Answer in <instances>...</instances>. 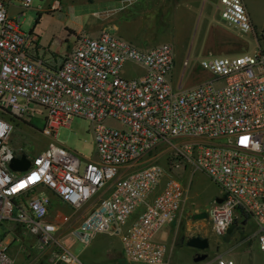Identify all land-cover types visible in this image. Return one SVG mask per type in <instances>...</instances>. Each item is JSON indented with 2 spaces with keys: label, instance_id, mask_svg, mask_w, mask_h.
I'll use <instances>...</instances> for the list:
<instances>
[{
  "label": "built area",
  "instance_id": "built-area-1",
  "mask_svg": "<svg viewBox=\"0 0 264 264\" xmlns=\"http://www.w3.org/2000/svg\"><path fill=\"white\" fill-rule=\"evenodd\" d=\"M18 1L13 18L0 0V264H28L19 252L31 264H85L63 239L88 246L99 233L119 235L131 263L169 264L158 235L190 205L180 178L158 163L140 165L160 145L170 146V170L191 165L223 191L206 210L213 231L244 229L251 219L264 252V50L203 58L213 77L185 87L184 73L174 80L171 43L141 48L103 29L80 33L54 67L39 54V35L21 29L34 0ZM60 8L55 0L51 9ZM219 9L232 26L254 31L243 0H219ZM35 116L47 147L26 154L27 170H12L23 154L11 145L16 123ZM75 116L93 123L96 160L83 162L56 139ZM216 262L236 264L222 254Z\"/></svg>",
  "mask_w": 264,
  "mask_h": 264
},
{
  "label": "rangeland",
  "instance_id": "rangeland-1",
  "mask_svg": "<svg viewBox=\"0 0 264 264\" xmlns=\"http://www.w3.org/2000/svg\"><path fill=\"white\" fill-rule=\"evenodd\" d=\"M54 1L34 0L30 8L23 9L25 14L21 16V29L39 34L49 48L43 49L41 56L45 58H65L75 48L80 33L92 35L95 34L93 33L95 30L100 32L111 25L118 34L123 33L146 46L170 42L175 51L174 80L184 73L185 87L213 77L211 72L200 66V60L222 53H214L207 49L203 38L204 17L197 19L190 30L187 31L183 27L177 34L170 13L182 0H124L123 4L130 5L128 7H122L123 4L118 0H60L61 8L57 10L51 9ZM207 1L213 6L214 23L227 29H236L241 41H246L247 46L242 53H253L261 48L264 50V0H243L255 24L253 32L232 26L221 17L215 0ZM6 6L10 16L17 18L21 11L19 1L6 0ZM226 43L233 44L230 39L226 40ZM185 61H188L187 66L184 65ZM137 69L143 72L141 67L137 66ZM106 123L115 122L107 120ZM44 124L41 116L17 121L11 138L13 148L30 156L43 151L49 142V138L41 133ZM92 126L90 119L75 116L68 125L59 128L56 139L77 152L83 162L96 160L98 153ZM170 154L169 145H160L148 154L145 163H140V165L158 163L166 168L168 174L180 178L188 187L190 206L179 223L172 226L173 230L177 228V233L174 231L167 241L169 264H217L216 257L221 254L234 259L236 264H264V252L259 249L257 241L252 237L255 227L251 219L244 229L237 227L231 234H219L213 231L208 220L194 218V214L200 210L206 211L215 198L223 195V191L207 174L194 170L191 165L180 170H170L168 168ZM181 235L186 240L197 235L208 237L210 248L199 251L209 252V257L203 261H195L194 252L197 250L187 243H179ZM63 242L86 264H141L131 263L125 259L119 235L99 233L88 246L71 235L65 237Z\"/></svg>",
  "mask_w": 264,
  "mask_h": 264
},
{
  "label": "crops",
  "instance_id": "crops-1",
  "mask_svg": "<svg viewBox=\"0 0 264 264\" xmlns=\"http://www.w3.org/2000/svg\"><path fill=\"white\" fill-rule=\"evenodd\" d=\"M118 1H120V3H122V4L124 2V0H118ZM215 2H216L215 6L220 11L219 0H215ZM123 6L128 7L130 5H124L123 4L122 7ZM118 7H115V8H118ZM212 8H213V6L211 4H209L207 0L206 1L205 0H182L181 2H178L174 6V9L172 10V12L170 13L172 20H173V23L176 25L177 34L180 33L181 30H183V27H185V29L187 31L190 30L191 26L194 23H196L197 19L199 20L200 17L201 18L204 17V20H203V38H205V43H206L207 49L209 51H213L214 53H222L219 55H238V54H241L242 52H244V50L247 46L246 41H244V40L241 41V36L238 34L236 29H234V30L227 29L221 25L215 24L214 23L215 15L212 13ZM112 9H114V8H112ZM127 20H129V19H127ZM252 23L254 26L255 24L253 21H252ZM108 29L115 31L114 26L112 27L111 25L108 27ZM254 30H255V26H254ZM93 33H95V34H92V35H97L99 33V31L95 30V32H93ZM116 33H117V30H116ZM118 35H120L123 38L126 37L127 39L126 38L125 39L130 41L131 43H133L135 41L133 44H135L136 46L141 47V48H150L152 46H155V45L146 46L141 41L138 42L137 40H134V38H131L130 36H125L123 33L118 34ZM177 37H179V36H177ZM229 39H230V41H232V43H233L232 45H228L226 43V40L228 41ZM39 41H40V47H39L38 51H39V54L42 55L43 49L49 50V48L46 47V44L42 41V38L40 37V35H39ZM45 56L49 57L48 55H45ZM47 59L50 60V64L54 67L57 66L58 64H60L61 61L63 60V58L59 59L57 57H55V58L53 57L52 59L51 58H47ZM174 79H175V77H174ZM201 82H204V80H202ZM187 87H190V86H187ZM107 192H105V193L107 194ZM199 212H201V210ZM179 221L180 220L171 223L165 230H162L161 233L158 235V238L163 239L165 241H169L170 235L174 231H176V233H177V228H176V230H173L172 226L179 223ZM17 256H18L20 262H25V263L31 264L25 259V256L21 252H19L17 254ZM32 264H44V263L38 262V261H33Z\"/></svg>",
  "mask_w": 264,
  "mask_h": 264
},
{
  "label": "water",
  "instance_id": "water-1",
  "mask_svg": "<svg viewBox=\"0 0 264 264\" xmlns=\"http://www.w3.org/2000/svg\"><path fill=\"white\" fill-rule=\"evenodd\" d=\"M32 164L31 159L26 155L22 154L21 156H14L10 161V168L12 170H27ZM217 202H222L223 198L218 197L216 198ZM195 219H207L208 213L207 211H201L194 215ZM236 225L233 224L228 228V234H231ZM187 245L199 250H207L210 247V240L208 237H202V236H193L187 241ZM209 257V254L207 252L199 253L195 256V261H203L206 260Z\"/></svg>",
  "mask_w": 264,
  "mask_h": 264
},
{
  "label": "flooded vegetation",
  "instance_id": "flooded-vegetation-1",
  "mask_svg": "<svg viewBox=\"0 0 264 264\" xmlns=\"http://www.w3.org/2000/svg\"><path fill=\"white\" fill-rule=\"evenodd\" d=\"M207 220V219H206ZM198 236V235H197ZM202 237H205V236H202ZM180 240H179V243H187V241L190 239H185V237L183 235L180 236ZM210 246H211V243H210ZM210 248V247H209ZM208 248V249H209ZM196 249V248H195ZM197 251L195 252V256L198 255L199 253H203V252H200L199 249H196ZM209 254V252H207Z\"/></svg>",
  "mask_w": 264,
  "mask_h": 264
},
{
  "label": "trees",
  "instance_id": "trees-1",
  "mask_svg": "<svg viewBox=\"0 0 264 264\" xmlns=\"http://www.w3.org/2000/svg\"><path fill=\"white\" fill-rule=\"evenodd\" d=\"M24 153V152H23ZM24 154H26V153H24ZM28 155V154H27Z\"/></svg>",
  "mask_w": 264,
  "mask_h": 264
}]
</instances>
